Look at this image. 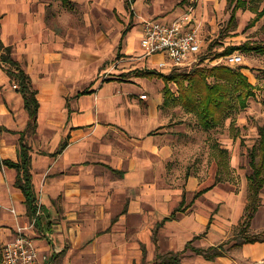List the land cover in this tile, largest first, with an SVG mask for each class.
Returning <instances> with one entry per match:
<instances>
[{
  "label": "crops",
  "instance_id": "0c3cea01",
  "mask_svg": "<svg viewBox=\"0 0 264 264\" xmlns=\"http://www.w3.org/2000/svg\"><path fill=\"white\" fill-rule=\"evenodd\" d=\"M150 1L134 0L135 15L175 18L162 14V0ZM127 9L126 0H0L1 38L30 76L39 102L30 139L42 205L41 223L30 233L38 234L34 243L46 255L38 264H143L141 244L154 254L159 236L162 247L175 246V235L183 233L186 238L175 246L182 251L211 225L200 209L179 219L182 193L177 205L172 186L161 183L176 177L174 154L184 141L169 130V106L160 107L164 79L139 72L167 74L174 67L159 66L167 59L161 52L145 54L141 18ZM119 49L125 57L116 68L109 62L116 75L99 78ZM130 70L133 76L126 77ZM241 70L247 76V68ZM14 85L0 65V160H17L18 131L28 119ZM15 177V168L0 163V264L3 245L29 218ZM212 186L196 195L209 198L216 194ZM256 244L262 245L240 246ZM194 253L205 261L225 255ZM181 264L191 263L181 257Z\"/></svg>",
  "mask_w": 264,
  "mask_h": 264
},
{
  "label": "rangeland",
  "instance_id": "374dc122",
  "mask_svg": "<svg viewBox=\"0 0 264 264\" xmlns=\"http://www.w3.org/2000/svg\"><path fill=\"white\" fill-rule=\"evenodd\" d=\"M247 1L248 7L246 8L236 6L235 0H162L159 4L165 6L162 9V14H171V17L180 16L186 12L191 13L203 39L201 52L198 54V59L200 58L198 62L202 61L207 65H212L224 55L213 56L228 46H240L245 42L264 43V13L258 16L257 12L250 8V6L260 2L258 8L261 10L264 7V0ZM148 3L150 4L152 1L149 0ZM127 10L128 13L132 10L133 15H135L133 5ZM135 16L137 18L134 17V19L139 20L141 18L140 21L149 18L148 16ZM136 24L138 22H134V25ZM233 52L241 54L243 59L242 63L233 66H245L247 68L246 74L255 86L254 95L248 99L247 106L233 115V126L230 125L231 118H227L223 124L206 130L199 126L197 117L190 112L185 113V109L181 105L172 101H168V104L164 105V100L160 104V107L169 106L173 113V118L169 122V130H172V133L176 135V140L180 144L184 141V145L177 149L174 154L176 177L172 180L161 181V183L172 186L176 200L180 197L179 192L182 193V203L177 208L179 219L184 218L190 212H198L199 209L204 210L202 212L206 218L211 217V225L206 230L207 234L192 241L191 245L196 247L206 248L209 245L206 243L218 245L222 242H227L225 246L228 247L234 242L233 236L240 228L244 208L248 202L247 176L251 171L249 150L257 142L259 136L257 126L264 124V51H245L238 48ZM124 57L119 49L116 57L112 61L104 63L102 68H106L107 64L109 66L112 64V67L116 68L115 62ZM204 57L206 59H203ZM220 61L223 62L224 59ZM112 67L104 69L98 77L107 78L116 75ZM178 69L188 70V68L182 67H178ZM124 74L126 77L133 76L131 70ZM168 86L173 96H177V83L173 81ZM161 92L162 97L165 98L162 89ZM216 145L223 148L227 146L228 149L229 168L221 171L219 177L216 175V170L218 174L215 156ZM191 173L194 177L189 176ZM210 185H213L216 194L207 195L209 198L206 199H200L196 193L201 188ZM38 200L40 202L39 196ZM180 202L178 199L176 204L178 205ZM12 208L10 207L8 210L11 211ZM191 213L189 215H192ZM31 221L32 218H28L19 225L27 226ZM34 228L37 229L36 223L31 228L24 229V233L34 239L38 237L37 234L33 238L30 233ZM210 230L211 233L207 236ZM249 230L251 233H259L260 236L264 237V186L259 193V206ZM162 238L159 236L161 239L159 245L157 242L155 243L154 254H148L145 245L141 244L143 247V264L155 261L160 255L168 251L180 252L183 261L191 264L197 261H200L197 264H264V241H259L262 245L256 244L252 247L248 246V248L244 246L234 247L221 258L205 261L196 257L190 246H185L182 251L176 249L175 246L182 243L186 238L183 233L175 235V246L165 243V246L162 247Z\"/></svg>",
  "mask_w": 264,
  "mask_h": 264
},
{
  "label": "trees",
  "instance_id": "16d2710c",
  "mask_svg": "<svg viewBox=\"0 0 264 264\" xmlns=\"http://www.w3.org/2000/svg\"><path fill=\"white\" fill-rule=\"evenodd\" d=\"M134 0H126V5L131 8ZM236 6L243 8L248 7L247 0H235ZM257 2L250 6L256 11L258 16L264 13V7L259 10ZM238 48L245 51L262 50L264 51V43L253 44L245 42L240 46H228L221 52L216 53L213 57L231 53ZM12 46L6 45L1 38L0 31V65L15 83L23 98V106L27 112L28 119L25 127L18 131L17 140V160L2 159L0 163L16 170L14 185L21 190L24 195L26 205V213L29 218L36 215V225L41 223L40 211L42 205H39L38 194L34 187L32 173V146L30 139L37 132V117L39 102L37 99V89L33 86L30 76L22 67L21 63L13 56ZM203 59H206L205 57ZM195 63V64H194ZM190 65L183 66L188 68L180 70L178 67L172 68L169 73H161L156 71L145 70L139 72L144 76H158L165 81L164 86V105L168 101L181 105L187 112L197 117V123L203 129L215 128L231 118L230 125L233 126V115L247 106L248 99L254 95V85L249 81L248 77L242 72L243 65L234 67L224 61H218L215 64L207 65L204 62H194ZM176 82L178 85V94L173 96L169 90L168 84ZM80 91L79 93H84ZM258 139L253 147L249 150V163L251 171L248 174V202L244 208L243 219L240 222V228L233 236L234 242L228 247L225 243L208 246L206 248L192 246V240L187 242L186 247H191L193 251L203 254L207 259H213L223 255L230 246H240L244 243H254L264 241V237L259 233H251V221L259 206V193L264 186V124L257 126ZM65 143L60 145L57 150L59 152ZM216 159L218 165V174L229 168L228 150L226 148L215 146ZM40 208L39 213L37 210ZM174 213L171 217H173ZM197 237V236H196ZM1 258V248H0ZM149 264H181L180 252L168 251L160 255L158 259Z\"/></svg>",
  "mask_w": 264,
  "mask_h": 264
},
{
  "label": "built area",
  "instance_id": "2783aa9c",
  "mask_svg": "<svg viewBox=\"0 0 264 264\" xmlns=\"http://www.w3.org/2000/svg\"><path fill=\"white\" fill-rule=\"evenodd\" d=\"M141 24L140 43L145 54L161 52L167 58L159 62L160 67H182L200 60L198 54L201 52L203 39L190 12L176 16L167 22L152 17L144 18ZM223 59L225 63L230 65L243 62L241 54L237 52L225 54L219 58V61ZM146 96L145 93L140 94L141 98H146ZM11 211L15 213L14 208ZM36 216L27 226L18 225L14 238L3 245V264H38L39 260L46 258V255L38 250L34 240L24 233V229L31 228L36 223Z\"/></svg>",
  "mask_w": 264,
  "mask_h": 264
}]
</instances>
